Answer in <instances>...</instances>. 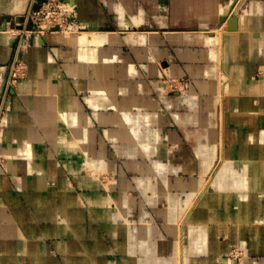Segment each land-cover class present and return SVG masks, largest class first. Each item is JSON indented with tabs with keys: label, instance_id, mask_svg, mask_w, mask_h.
Returning a JSON list of instances; mask_svg holds the SVG:
<instances>
[{
	"label": "crops",
	"instance_id": "obj_1",
	"mask_svg": "<svg viewBox=\"0 0 264 264\" xmlns=\"http://www.w3.org/2000/svg\"><path fill=\"white\" fill-rule=\"evenodd\" d=\"M71 2L7 96L0 31V264H264V0Z\"/></svg>",
	"mask_w": 264,
	"mask_h": 264
},
{
	"label": "built area",
	"instance_id": "obj_2",
	"mask_svg": "<svg viewBox=\"0 0 264 264\" xmlns=\"http://www.w3.org/2000/svg\"><path fill=\"white\" fill-rule=\"evenodd\" d=\"M77 11L71 0H35L25 19L24 30L13 33L16 47L5 83V96L26 75V64L22 54L28 46L30 35H43L47 32L71 33L77 30ZM10 24V22H9Z\"/></svg>",
	"mask_w": 264,
	"mask_h": 264
},
{
	"label": "rangeland",
	"instance_id": "obj_3",
	"mask_svg": "<svg viewBox=\"0 0 264 264\" xmlns=\"http://www.w3.org/2000/svg\"><path fill=\"white\" fill-rule=\"evenodd\" d=\"M25 17L23 18V20L25 19ZM2 20H3V18H0V23H1ZM23 20H20V21H17L15 19L14 20H9L10 21V24H8V26H7L6 29H14V30H16V32L17 31H20V30H24V27H23L24 24H20ZM14 39H16V38L14 37ZM8 72H9V70H8ZM181 86H182V84L180 82H173L171 88H172V90L177 91V90H179V88H181ZM1 124H2V122H0V127H1ZM240 263H241V261L239 262V264Z\"/></svg>",
	"mask_w": 264,
	"mask_h": 264
},
{
	"label": "water",
	"instance_id": "obj_4",
	"mask_svg": "<svg viewBox=\"0 0 264 264\" xmlns=\"http://www.w3.org/2000/svg\"><path fill=\"white\" fill-rule=\"evenodd\" d=\"M17 21H20L17 20ZM236 17H230L229 21H228V29L229 30H234L236 29ZM9 24V21L7 19H5L1 24H0V31H6L7 29V26Z\"/></svg>",
	"mask_w": 264,
	"mask_h": 264
},
{
	"label": "bare ground",
	"instance_id": "obj_5",
	"mask_svg": "<svg viewBox=\"0 0 264 264\" xmlns=\"http://www.w3.org/2000/svg\"><path fill=\"white\" fill-rule=\"evenodd\" d=\"M12 31H13L12 34L16 32V30H14V29Z\"/></svg>",
	"mask_w": 264,
	"mask_h": 264
}]
</instances>
